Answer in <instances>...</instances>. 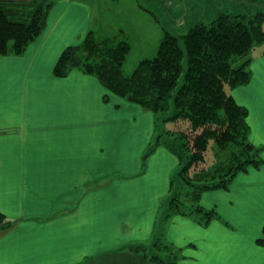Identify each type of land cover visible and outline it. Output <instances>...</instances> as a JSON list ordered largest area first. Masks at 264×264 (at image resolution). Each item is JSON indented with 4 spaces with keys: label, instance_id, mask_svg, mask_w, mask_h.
<instances>
[{
    "label": "crops",
    "instance_id": "crops-1",
    "mask_svg": "<svg viewBox=\"0 0 264 264\" xmlns=\"http://www.w3.org/2000/svg\"><path fill=\"white\" fill-rule=\"evenodd\" d=\"M97 7L54 3L23 54L0 56V220L11 222L0 230V264H157L136 246L165 264H264L257 244L264 227L263 51L251 59L250 81L229 91L248 112V140L261 148L262 164L237 173L227 189L201 193L199 206L215 213L204 225L199 215L165 207L177 157L159 145L143 162L153 115L77 69L65 78L52 73L61 52L101 18Z\"/></svg>",
    "mask_w": 264,
    "mask_h": 264
},
{
    "label": "trees",
    "instance_id": "trees-1",
    "mask_svg": "<svg viewBox=\"0 0 264 264\" xmlns=\"http://www.w3.org/2000/svg\"><path fill=\"white\" fill-rule=\"evenodd\" d=\"M246 1L252 8L258 2ZM53 5V0H0V56L23 54L42 34ZM250 11L234 14L215 9L208 21L189 22L184 34L164 29L155 56L140 61L129 75L122 72L131 49L127 40L119 34L97 36L91 30L78 45L61 52L52 70L56 78H65L77 69L99 81L107 93L153 115L155 137L143 162L159 145L177 157L179 169L170 182L165 207L173 214L199 215L204 225L215 213L199 206L201 193L227 189L237 173L262 164L261 148L248 140V112L229 92L250 81L251 51L264 43V11ZM108 101L105 95L103 102ZM211 142L229 154L212 168H204ZM3 221L0 230L11 223ZM257 244L264 246V227ZM154 247L167 252L172 261L177 257L159 242ZM132 250L143 253L149 262L165 264L148 256L142 246Z\"/></svg>",
    "mask_w": 264,
    "mask_h": 264
},
{
    "label": "rangeland",
    "instance_id": "rangeland-1",
    "mask_svg": "<svg viewBox=\"0 0 264 264\" xmlns=\"http://www.w3.org/2000/svg\"><path fill=\"white\" fill-rule=\"evenodd\" d=\"M59 1L60 0H53L56 4ZM84 1H92L94 6L97 4V8H99L101 12V18H99L98 21L93 18L91 24L92 30L98 33L97 36H104L111 33L112 36L119 34V38H122L123 33L134 34L132 40L127 41L130 44L131 50L126 56L122 66V72L125 75L132 73L140 61L155 56L159 43L163 38L164 29L173 31L175 34H184L187 31L189 22L208 21L207 19L211 17V12L215 9H227L228 13L234 14H247L250 10L253 11H250L253 14L257 13L256 11H264V0H258V2L254 4L251 3L254 6L253 8L246 0H116L121 2L120 6L116 5L113 0ZM132 4L137 5L136 8L139 10L137 14L132 11L134 8ZM194 8H196V10ZM126 10L130 18H124ZM187 18L189 20H187ZM112 19H114L113 22H115V20L117 21L116 26L106 23ZM128 22H131L135 27L132 26L133 29H131V27H128L130 29L126 28ZM112 28L116 30L113 32L111 31ZM262 28L264 30V24ZM84 35L81 37L80 41ZM136 36H138V39ZM263 50L264 43L257 45L251 51V56L253 57V55ZM36 108L40 109L38 107ZM171 126L172 124L168 125V127ZM154 137L152 142L154 141ZM228 152L227 150L222 151L218 149L211 142L208 151L205 153V162L201 166L204 168H212L216 163L226 159L229 154ZM177 172L173 175L174 178H176Z\"/></svg>",
    "mask_w": 264,
    "mask_h": 264
}]
</instances>
